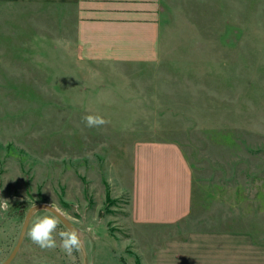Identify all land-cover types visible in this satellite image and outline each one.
<instances>
[{
    "label": "rangeland",
    "instance_id": "1",
    "mask_svg": "<svg viewBox=\"0 0 264 264\" xmlns=\"http://www.w3.org/2000/svg\"><path fill=\"white\" fill-rule=\"evenodd\" d=\"M71 2L0 0V264L42 202L77 228L88 264H197L185 241L212 232L229 253L208 264H264V0H155L150 44L126 40L148 63L87 51ZM175 186L189 213L156 220ZM32 219L10 264H83L33 244ZM67 230L58 220L57 245Z\"/></svg>",
    "mask_w": 264,
    "mask_h": 264
},
{
    "label": "crops",
    "instance_id": "2",
    "mask_svg": "<svg viewBox=\"0 0 264 264\" xmlns=\"http://www.w3.org/2000/svg\"><path fill=\"white\" fill-rule=\"evenodd\" d=\"M151 1V2H150ZM155 0H72L70 4H77L78 6V32L80 36L82 35L84 41L82 44L87 45L86 50L90 53H101L106 52L108 59H121V58H132L136 56V60L139 63L143 61L147 62V57L149 55V50L146 51L148 47L143 45L138 46L135 49V55H125L129 53L133 46L126 44V40L130 42V38L133 34L143 37L146 35L147 42L150 44L151 29L153 34L156 28V18L154 17L153 2ZM151 9V16H150ZM160 11H163L160 8ZM128 21H136L135 24L128 23ZM151 25V27H150ZM87 39V40H86ZM158 144V143H157ZM150 145L151 152H160L164 149L166 145ZM170 157H163L162 169L169 168ZM182 157L177 156V160L174 163H183ZM178 169L173 171L168 169V172L173 173L175 176ZM183 170H179L181 172ZM147 175L148 172L146 171ZM180 178V176H179ZM171 182V179L169 180ZM183 188H176V193L173 196L179 198V203L173 204V209L169 218L161 219L156 218V220H166L173 221L175 219H183L189 212L190 204L188 196L190 193L185 186ZM174 189V188H173ZM188 199L187 202H185ZM220 232H212L210 234L200 233L195 236H190L189 240L185 239V243L193 241L195 237V249L201 253V257H196L197 264H208L206 252H214L213 258H226L225 253H229L225 246L222 244H217V238L209 237L203 238V235L219 236ZM224 235V234H221ZM220 235V236H221ZM234 236V235H233ZM248 236V235H247ZM247 236L243 235L242 239H237L240 247L245 246ZM227 244V242L225 243ZM251 244V243H250ZM248 248L249 245L247 244ZM251 248H256L251 245ZM249 261V260H248ZM242 263V262H240Z\"/></svg>",
    "mask_w": 264,
    "mask_h": 264
},
{
    "label": "clouds",
    "instance_id": "3",
    "mask_svg": "<svg viewBox=\"0 0 264 264\" xmlns=\"http://www.w3.org/2000/svg\"><path fill=\"white\" fill-rule=\"evenodd\" d=\"M86 126L101 127L107 123V121L99 115H87L84 117ZM9 208V201L7 199H0V211L6 212ZM47 209V208H45ZM53 211L48 210L49 214L45 215H35L31 222V228L28 231V235L33 244L37 245L41 249H55L58 246L61 247L64 253L72 257L75 251L82 250L83 241L77 230L69 229L67 231L59 232V237L61 242L57 245L55 236L58 226V216L55 209ZM39 210L36 209L34 205L32 212L37 213ZM89 232L92 231L91 228L88 229Z\"/></svg>",
    "mask_w": 264,
    "mask_h": 264
},
{
    "label": "water",
    "instance_id": "4",
    "mask_svg": "<svg viewBox=\"0 0 264 264\" xmlns=\"http://www.w3.org/2000/svg\"><path fill=\"white\" fill-rule=\"evenodd\" d=\"M35 206H36V209H38L39 211L40 210H47V211L51 210L54 212L53 209H55L57 213H54V214H56L58 216V220L63 224L64 227H66L68 230L69 229L77 230V228L74 226V224L57 207H55V206H53L47 202L37 203V204H35ZM33 207H34V205L28 209V211L25 215L22 227L20 229V233H19V236L17 238L16 244L14 245V247L11 250V252L9 253V255L1 262V264H10L13 261V259L16 257V255H17V253H18V251H19V249H20V247L24 241V238H25L27 229L29 227L30 221L32 219V216L35 214L32 212ZM45 208H47V209H45ZM81 251H82L83 259H84L83 264H88L86 261V252H85L84 247L82 248Z\"/></svg>",
    "mask_w": 264,
    "mask_h": 264
}]
</instances>
